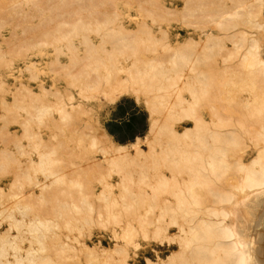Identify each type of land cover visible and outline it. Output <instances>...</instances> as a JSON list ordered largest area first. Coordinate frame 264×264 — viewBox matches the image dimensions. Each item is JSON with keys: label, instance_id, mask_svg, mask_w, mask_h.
Returning <instances> with one entry per match:
<instances>
[{"label": "bare ground", "instance_id": "6f19581e", "mask_svg": "<svg viewBox=\"0 0 264 264\" xmlns=\"http://www.w3.org/2000/svg\"><path fill=\"white\" fill-rule=\"evenodd\" d=\"M182 1L8 0L38 16L23 15L26 37L0 47V67L12 71L20 47L46 60H24L39 90L19 84L28 104L0 98L1 133L9 122L20 128L3 132L0 144L21 136L37 152L0 184V264H132L137 237L154 243L156 259L145 264H264V0ZM174 21L201 34L172 43ZM215 46L224 49L216 66L195 72L188 53ZM130 93L145 96L149 127L118 144L92 105ZM45 95L55 102H41ZM71 139L86 163L66 160L76 168L65 173ZM93 225L109 233L81 239ZM74 252L85 262L69 263Z\"/></svg>", "mask_w": 264, "mask_h": 264}, {"label": "rangeland", "instance_id": "374dc122", "mask_svg": "<svg viewBox=\"0 0 264 264\" xmlns=\"http://www.w3.org/2000/svg\"><path fill=\"white\" fill-rule=\"evenodd\" d=\"M169 2L175 3L178 6H181L182 0H165V4L168 6H172V4H169ZM223 5L227 7H233L235 5V2L233 0H223ZM35 13L36 16H38L37 12L33 11V8L31 6H28L24 3H18L15 4V6L11 7L8 0H0V16L5 18L7 23L0 27V47L3 51H8L10 47H13L14 43H18L20 39H23L26 37L25 34L22 33V26L27 25L28 23H23L24 18L23 15L26 13ZM31 13V14H32ZM129 14L131 16H137V11L132 7L129 11ZM38 18L35 17L32 19V23H37ZM128 27L132 28L134 27V23L127 22L126 23ZM216 33V30L213 31ZM201 34L200 29H193L191 26L185 25L183 22L180 21H174L173 27L171 29V35L170 39L172 43H175L177 41L183 40L185 37L192 36L195 39L197 36ZM89 36L93 41H96L97 43L100 41V37L96 35L95 33H89ZM7 42V43H6ZM20 43V42H19ZM12 46H10V45ZM225 46L231 47L232 42L226 41ZM104 45L106 47H110L111 43L107 37L105 38ZM52 49V48H51ZM158 52L161 51L159 47H157ZM224 49H221L220 46H215L211 50L207 49H201L196 48L192 49L188 55L190 56V59H193V66L195 68V72L200 71H208L211 67H215L217 62L220 60V52L222 53ZM147 53V52H146ZM150 54H153L152 52H148ZM210 55L209 60L207 59V55ZM30 59L33 62H36L38 64L37 67L42 66V62H44L45 55L39 53L38 48H26V47H20L18 54H13V64L12 66H15V68L12 71H8L10 68L7 66H1L0 67V76L3 78V80L6 82L4 87L0 89V98H5V100L11 104L15 100H24L21 93L17 90V88L20 87V83H22L26 88L31 89L32 91H39L38 88L36 89V80L35 78L31 77V74L24 68V60ZM210 62V63H208ZM22 70V72L19 71ZM6 72V73H5ZM39 72L36 75L40 78ZM19 82H13V79L19 78ZM43 78V76H41ZM41 78V79H42ZM46 82V79L44 80ZM10 82V83H8ZM13 82V83H12ZM59 86L62 87L64 85V80L58 79ZM15 85H11L14 84ZM48 83V81H47ZM26 94V91L23 90V95ZM183 95L185 97H188V92L184 91ZM144 95H136L133 93L130 94H122L119 96L117 101L114 104H107L105 102L99 103L94 102L93 108L98 112L100 116V120L107 131L108 136L116 143L118 144H130L132 141L135 140V138L139 137L142 138L148 131L150 117H149V111L144 103ZM55 97L52 95H45L42 96L41 102L43 103H54ZM25 104H28L29 101L27 99L24 100ZM204 109V108H203ZM202 108L201 110L204 111ZM0 111H1V104H0ZM16 111V110H15ZM21 114H24L22 110L18 111ZM56 116V113H53L50 119L54 118ZM3 124L0 123V126ZM182 127L179 126V129ZM10 129V131H19V126L16 122H9L7 124H4V131H7ZM42 131L45 133L46 128L44 126L41 127ZM2 133L0 131V142L2 141ZM74 139V138H72ZM69 142L70 146V153H65L62 156V159L65 163H63V172L65 173H71L72 169H75L74 165H71L70 162H76L80 163L81 165H84L86 163V160L80 159L79 157V147L78 143L75 140H72ZM85 140L83 144H86ZM55 143V141H53ZM103 144V143H100ZM1 145V144H0ZM4 145V146H3ZM1 145V147H5L8 150V156L5 158V165L2 169H0V184L4 182L6 179L13 180L15 177V174H18L19 172H23L28 169V166L30 164V158H36L37 152L33 149L32 145H30L29 140L27 138H23L19 136L16 139H13L11 141H8ZM65 165V166H64ZM114 178L117 179V177L113 174L111 177L108 178V181L113 182ZM94 184L96 185V189L100 188V185L98 182L94 181ZM0 216V220H1ZM3 224H5L3 222ZM1 228V226H0ZM110 228H102L98 225H93L91 227H88L83 230V234L80 235L81 239H87L85 238L89 232L92 234L95 233H109ZM66 234H70L67 230L64 231ZM72 234H77L76 231H74ZM136 240L141 243V245L136 249L132 250L130 248V254L132 256V264H145L146 259H150L155 261L156 255L154 252V243L153 241L146 242L141 237H137ZM152 240V239H151ZM109 239L108 236H104L103 244L106 245L108 243ZM26 242L24 241L23 244ZM78 255V257H77ZM69 263H84L85 262V256L81 253L74 252V257H71L67 260Z\"/></svg>", "mask_w": 264, "mask_h": 264}]
</instances>
